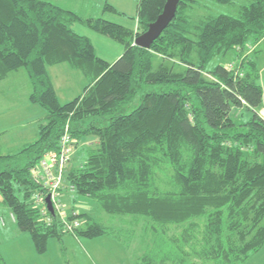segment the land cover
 <instances>
[{
    "label": "trees",
    "instance_id": "1",
    "mask_svg": "<svg viewBox=\"0 0 264 264\" xmlns=\"http://www.w3.org/2000/svg\"><path fill=\"white\" fill-rule=\"evenodd\" d=\"M166 1L138 0L136 28L53 0H0V85L25 69L30 100L47 113L35 140L8 153L0 144L1 201L38 252L65 232L56 217L40 221L32 199L47 190L33 169L60 149L66 124L75 152L82 139L98 138L78 149L83 161L67 173L75 187L69 211H78L70 218L85 220L77 236L125 242L119 228L76 209L83 195L124 221L145 219L148 242L135 264H242L264 246V93L259 51L249 53L264 37V0H250L240 16L198 22L189 11L199 0H180L150 48L135 44ZM105 9L122 13L108 1ZM78 22L122 43L123 52L113 61L103 57ZM229 53L235 68L210 66ZM60 63L87 79L67 101L49 70ZM0 264H8L1 251Z\"/></svg>",
    "mask_w": 264,
    "mask_h": 264
},
{
    "label": "rangeland",
    "instance_id": "2",
    "mask_svg": "<svg viewBox=\"0 0 264 264\" xmlns=\"http://www.w3.org/2000/svg\"><path fill=\"white\" fill-rule=\"evenodd\" d=\"M53 1L60 3L64 7L70 3V1L67 0ZM107 1L113 3L122 13L106 10L105 4ZM249 2L250 0H234L230 3H223L216 0H199L198 3H196L192 9H190L189 14L194 22H198L200 19H205L207 17L216 16L222 13L240 16L243 6ZM137 4L138 0H93V2L90 3H87V0H81L80 8H83V10L78 8V13H80V15L83 14L84 17L101 16L127 26H135L138 28L136 20ZM84 7L88 9L87 16L83 13ZM75 27L81 33L85 31L93 32L92 35L89 33L88 34L93 38L100 53L107 54L112 50L116 51L119 49V46L123 48L122 43L94 31L85 23L78 22L75 24ZM137 31L138 30L136 29V34ZM192 37L195 38V35ZM114 47L115 49H112ZM257 50L259 51L258 61L260 70V83L263 86L264 93V37L255 45H252L249 53L253 54ZM218 61H221L225 64L231 62L232 53H229L222 58L216 57L212 60L210 66L214 65ZM49 70L58 95L62 101L72 99L81 93L83 87L87 83V79L83 73L79 69L72 68L68 63H60L49 66ZM32 89V84L25 69L11 72L0 85V104H2V106H0V111L5 113L0 119V129H6L3 131V135L0 136V141L3 143V145H1L2 150L4 151V149H6L7 153L18 151L20 148H22L24 143L35 140L39 136L40 125L46 123L47 113L45 109L39 104L31 102L29 99ZM140 97L141 94H138V97L136 98L132 107L140 103ZM5 105L9 108H6ZM263 108L264 106L261 108V111ZM8 109H10V111L7 112ZM97 140L98 138L95 136H88L84 140L82 139L78 142L77 151L73 155L69 164V170L72 166L76 164L79 165L83 161V157L78 153V149L88 145H95ZM26 160L27 159L24 157L21 162L25 163ZM64 183H66L67 186L65 188L67 190L64 194V201L66 203V209L69 211L70 207H68V204L71 202L68 195L71 193V190H69L68 181L66 180ZM44 188L46 190L48 189L47 186ZM92 213V216L96 217V219L102 221L104 224L115 229L119 228L122 239L130 247L129 253L134 255L141 252L140 256L137 259H134V261L136 260L135 262H137L142 254H144L148 242V235L146 232H144L145 219L140 218L139 221L132 220V222L130 219H127L128 221H124V217L121 215H111L106 211H103L100 207ZM9 214L10 210H8L7 206L1 201L0 195V251L4 254V259L8 261L9 264H39L46 260H49L48 263L51 264L50 256L52 257L55 255V253H57L59 256L62 264H105V261L108 260L107 257L110 254L113 252H115V255L118 254V249L115 248V246L121 242L120 239H113L114 237L111 238L110 236L109 239L108 237H104L92 243L89 239L84 237H75L77 236V229L74 231H66L64 229L65 234L62 238L54 236L48 239L47 248L45 251L46 253L43 255L37 251L35 244L31 243V245H28L24 241L26 236L30 238L29 240H33L31 233L29 231L23 232L18 227L16 222L11 225L10 220L8 219ZM12 214L13 213L10 214L11 217ZM52 215L53 218L56 217V219L62 222L56 211L55 213L52 212ZM1 216L3 217L1 218ZM5 220H7L8 223V229L6 230V233H4L1 229V225H4ZM83 221L85 222L84 219ZM5 234H7V236H5ZM11 236L15 237L12 239H17L14 245L12 240L9 239ZM32 242L34 243V241ZM206 264H212V262L207 261ZM242 264H264V246L253 253L252 256Z\"/></svg>",
    "mask_w": 264,
    "mask_h": 264
},
{
    "label": "built area",
    "instance_id": "3",
    "mask_svg": "<svg viewBox=\"0 0 264 264\" xmlns=\"http://www.w3.org/2000/svg\"><path fill=\"white\" fill-rule=\"evenodd\" d=\"M228 66L233 69L235 68V63L230 62ZM76 143L70 133L69 124H66L61 137L60 149L46 153L39 165L33 169V177L39 183L48 187L47 193H37L32 199L33 205L39 210L40 220L48 224L52 223L53 215L49 207H47L48 202L46 199L49 195L55 209L54 213L55 211L58 213L66 231H74L84 223L81 217L70 218V216L76 215L78 211L69 212L64 201V194L67 190L65 189L67 186L64 181L67 180L69 164L75 154ZM69 190L73 192L75 187L69 185ZM12 218L15 220L14 214H12Z\"/></svg>",
    "mask_w": 264,
    "mask_h": 264
},
{
    "label": "crops",
    "instance_id": "4",
    "mask_svg": "<svg viewBox=\"0 0 264 264\" xmlns=\"http://www.w3.org/2000/svg\"><path fill=\"white\" fill-rule=\"evenodd\" d=\"M67 1H70V3H68V5H66V7H68V8H70V9H73V10H75L76 12H79L78 10V8H80L81 7V5H80V1L81 0H67ZM90 2H93V0H87V3H90ZM111 4H113V3H111ZM89 5V4H88ZM114 5V4H113ZM102 6V5H101ZM115 6V5H114ZM103 7V6H102ZM116 7V6H115ZM117 8V7H116ZM118 9V8H117ZM80 10H83V8H80ZM87 11H88V9H86V7H84V11H83V13L84 14H86V16L88 15V13H87ZM86 12V13H85ZM80 14V13H79ZM82 16H84L83 14H81ZM84 34H86V35H88V36H90L89 34H93V32L91 31V32H83ZM89 33V34H88ZM91 37V36H90ZM92 38V37H91ZM92 40H93V38H92ZM93 42H94V40H93ZM95 43V42H94ZM96 47H97V45H96ZM97 49H98V47H97ZM112 49H115V47L114 48H112ZM123 52V48L122 47H120L119 46V49L118 50H116V51H111V52H108L107 54H105V53H102L101 55L103 56V57H105V58H107L108 60H110V61H113V60H115L121 53ZM30 99V98H29ZM0 106H2V104H0ZM6 106V105H5ZM6 108H9V107H7L6 106ZM8 111H10V109H8L7 110V112ZM261 113H262V115L264 116V108L262 109V111H261ZM5 113H2V111H0V119H1V116H3ZM6 129H0V136H2L3 134V131H5ZM0 144L1 145H3V143H1V141H0ZM24 144H26V143H24ZM4 151L5 152H7L6 151V149H4ZM76 209L77 210H79V212H86V213H90V214H93L92 212H94V211H96L97 210V208H99V206H98V204L96 203V201L95 200H93V199H91V198H89V197H86V196H83V195H80L79 197H78V199H77V203H76ZM9 210V209H8ZM10 214H11V212H10ZM10 214H9V217H8V219L10 220V224L11 225H13V223L15 222L13 219H12V217L10 216ZM3 216H1V218H2ZM8 223H7V220H5V222H4V225H1V229H2V231L4 232V233H6V230L8 229V225H7ZM11 227V226H10ZM1 235V234H0ZM5 236H7V234H5ZM75 236V235H74ZM75 237H77V238H81V237H79V236H75ZM104 237H108V239L110 238V236H107V235H101V236H98V237H95V238H88V237H84V238H86V239H89L92 243H94V241H96V240H98V239H102V238H104ZM12 238H15L14 236H11L9 239H11L12 240V242H13V245L15 244V242L17 241V239H12ZM112 238V237H111ZM30 238L29 237H27L26 236V238H24V241L28 244V245H31V243L32 244H34L32 241L33 240H29ZM113 239H115V238H113ZM117 240V239H116ZM118 241V240H117ZM120 242V241H119ZM115 248H117L118 249V254L117 255H115L114 253L115 252H113L112 254H110L107 258H108V260H106L105 261V264H135L136 262V260L134 261V259L136 258H138L139 256H140V254H141V252H139L138 254L136 253V254H130L129 253V249H130V247L128 246V244H125V242H120V243H118V244H116V246H115ZM1 249H2V245H1ZM46 252H44V253H42L43 255L45 254ZM3 254V253H2ZM119 254H122V255H119ZM3 256H4V254H3ZM4 258H5V256H4ZM52 258H54V259H52ZM48 261L49 260H46V261H42L41 263H39V264H49L48 263ZM7 263H8V261H6ZM135 262V263H134ZM50 263L51 264H62V262H61V260H60V258H59V256L57 255V253H55V255H53L52 257L50 256ZM9 264V263H8Z\"/></svg>",
    "mask_w": 264,
    "mask_h": 264
},
{
    "label": "water",
    "instance_id": "5",
    "mask_svg": "<svg viewBox=\"0 0 264 264\" xmlns=\"http://www.w3.org/2000/svg\"><path fill=\"white\" fill-rule=\"evenodd\" d=\"M179 1L180 0H167L163 11L158 15L155 21L149 24L146 31L136 36L134 43L142 47L150 48L155 39L161 35L163 30L176 16ZM46 199L49 209L54 213L50 196L48 195Z\"/></svg>",
    "mask_w": 264,
    "mask_h": 264
}]
</instances>
